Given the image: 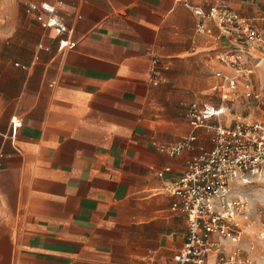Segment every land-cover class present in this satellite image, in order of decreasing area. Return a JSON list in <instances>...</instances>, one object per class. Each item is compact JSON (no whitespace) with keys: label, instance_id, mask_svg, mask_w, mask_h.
Instances as JSON below:
<instances>
[{"label":"crops","instance_id":"1","mask_svg":"<svg viewBox=\"0 0 264 264\" xmlns=\"http://www.w3.org/2000/svg\"><path fill=\"white\" fill-rule=\"evenodd\" d=\"M19 1L0 23V264H175L187 216L163 186L197 150L166 147L193 132L192 101L224 104L228 123L248 104L193 99L220 97L216 45L187 6L213 0ZM225 1L264 37V0Z\"/></svg>","mask_w":264,"mask_h":264},{"label":"built area","instance_id":"2","mask_svg":"<svg viewBox=\"0 0 264 264\" xmlns=\"http://www.w3.org/2000/svg\"><path fill=\"white\" fill-rule=\"evenodd\" d=\"M197 17L196 32L213 39L216 49L208 60L220 65L215 69L219 83L215 90L223 101L260 100L254 75L264 64V37L246 17L240 16L225 0L211 1L203 10L187 3ZM28 12L41 8L54 12L50 5L30 2ZM57 26L52 16L43 23ZM60 31H62L60 29ZM74 43L64 41L60 48ZM159 59H153L151 73L159 76ZM250 104L249 101H247ZM193 132L166 147L172 156L195 151L186 160L180 178L167 181L163 189L174 196L171 208L187 216L188 232L181 249L173 255L175 264H255L245 256L242 238L252 233L249 203L240 195L238 184H248L254 177H264V120L236 116L226 122V106L205 109L192 101L186 114ZM22 119L12 117L11 129L16 134ZM203 129L210 146L195 147V131ZM170 168H166L169 171ZM164 171L159 172L163 176ZM246 221V222H245ZM253 235V234H252ZM251 239V235L248 237Z\"/></svg>","mask_w":264,"mask_h":264},{"label":"rangeland","instance_id":"3","mask_svg":"<svg viewBox=\"0 0 264 264\" xmlns=\"http://www.w3.org/2000/svg\"><path fill=\"white\" fill-rule=\"evenodd\" d=\"M10 6L19 7L24 6V4L19 0H0V23H3V19L8 16L7 11ZM255 79L262 91L261 99L246 100L250 104L240 102L235 104L234 109L228 111V113L231 112L228 116L231 119H234L236 115H249L254 120H264V65L257 69ZM193 99H202L206 102L213 101L214 104H219L221 98L217 95L200 93ZM238 189L240 195L249 203V220L252 219L254 222L251 227L252 233L247 232L242 238V247L246 250L245 256L253 259L255 264H264V177H254L246 185L238 184ZM250 235L252 240L248 239Z\"/></svg>","mask_w":264,"mask_h":264},{"label":"water","instance_id":"4","mask_svg":"<svg viewBox=\"0 0 264 264\" xmlns=\"http://www.w3.org/2000/svg\"><path fill=\"white\" fill-rule=\"evenodd\" d=\"M263 65H264V64H263ZM263 65H262V66H263Z\"/></svg>","mask_w":264,"mask_h":264}]
</instances>
